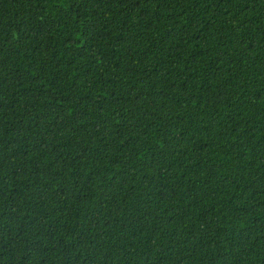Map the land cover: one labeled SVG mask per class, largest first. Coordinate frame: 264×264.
<instances>
[{
	"label": "trees",
	"instance_id": "obj_1",
	"mask_svg": "<svg viewBox=\"0 0 264 264\" xmlns=\"http://www.w3.org/2000/svg\"><path fill=\"white\" fill-rule=\"evenodd\" d=\"M0 264H264V0H0Z\"/></svg>",
	"mask_w": 264,
	"mask_h": 264
}]
</instances>
